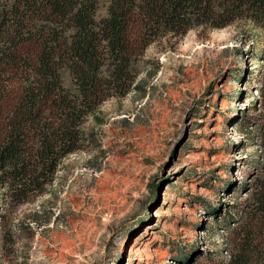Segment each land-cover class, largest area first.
<instances>
[{
	"label": "rangeland",
	"instance_id": "obj_1",
	"mask_svg": "<svg viewBox=\"0 0 264 264\" xmlns=\"http://www.w3.org/2000/svg\"><path fill=\"white\" fill-rule=\"evenodd\" d=\"M98 1L104 19L112 0ZM146 61L142 89L89 118L85 150L44 194L18 205L2 188L0 264L228 262L232 220L264 182V31L244 20L193 30Z\"/></svg>",
	"mask_w": 264,
	"mask_h": 264
},
{
	"label": "trees",
	"instance_id": "obj_2",
	"mask_svg": "<svg viewBox=\"0 0 264 264\" xmlns=\"http://www.w3.org/2000/svg\"><path fill=\"white\" fill-rule=\"evenodd\" d=\"M98 10V0H0V191L6 188L11 202L44 194L62 161L85 150L89 118L105 102L142 89L137 81L151 45L241 20L264 31V0H112L104 19ZM154 64L150 78L161 66ZM263 183L251 212L232 220L224 264H264Z\"/></svg>",
	"mask_w": 264,
	"mask_h": 264
}]
</instances>
